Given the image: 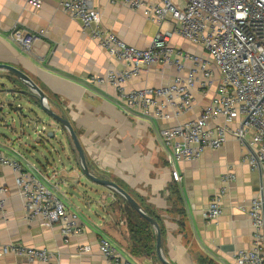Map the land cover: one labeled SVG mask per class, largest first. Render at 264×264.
<instances>
[{"label": "crops", "instance_id": "obj_1", "mask_svg": "<svg viewBox=\"0 0 264 264\" xmlns=\"http://www.w3.org/2000/svg\"><path fill=\"white\" fill-rule=\"evenodd\" d=\"M62 1L42 0L41 7L35 8L28 0H0V63L30 76L47 95L51 108L70 120L94 174L115 181L159 218L162 251L171 264H239L235 254L252 244L253 224L247 211L264 185V174L243 161L246 149L233 137L219 149H207L199 160H175L160 137L163 128L197 117L214 89L206 96L196 93L193 109L179 120H157L126 111L117 87L99 81L110 70H121L122 62L110 58L96 39L82 31L81 22L63 10ZM95 5L103 28L139 48L150 46L160 28L145 7L133 10L113 0H95ZM170 26L167 21L163 28ZM41 29L45 33L29 48L17 40V34ZM170 41L189 52H206L179 36ZM174 75L172 67L153 65L125 83V89L168 84ZM0 83L10 84L8 91L0 89V153L18 159L36 174L37 169L50 174L59 168L64 193L59 195L68 208L79 210L85 228L67 244L58 226L42 228L29 223L14 172L0 163V183L9 188L0 216V242L47 248L57 256L48 263L7 254L0 255V264H106L101 238L135 264H163L152 232L147 233L148 249L154 246L155 253H144L136 242L122 196L84 178L65 128L53 123L52 136L32 138L40 124L49 126L42 120L47 113L41 110L38 98L11 72L1 70ZM53 141H59L60 148L40 146ZM226 172H233L236 179L224 182ZM222 185L227 187L223 213L215 221L208 220L204 211ZM84 245H91V250L80 252Z\"/></svg>", "mask_w": 264, "mask_h": 264}, {"label": "built area", "instance_id": "obj_2", "mask_svg": "<svg viewBox=\"0 0 264 264\" xmlns=\"http://www.w3.org/2000/svg\"><path fill=\"white\" fill-rule=\"evenodd\" d=\"M133 10L145 7L149 18L160 24L147 48L127 43L115 32L101 26V12L95 0H63L62 8L81 22L84 33L96 39L108 56L122 62L121 70H110L100 82L117 87L119 101L128 112L157 120H179L194 107L195 94L214 93L197 117L178 122L160 131L163 146L175 160H199L207 149H219L229 137L241 142L246 152L243 161L252 170L264 174V0H113ZM40 8L42 0H28ZM169 21L167 29L163 25ZM17 34V40L29 48L43 35ZM179 36L206 52H189L171 43ZM153 65L172 67L175 75L168 84L125 89V83L140 76ZM39 139L49 138L47 127L35 130ZM0 163L10 167L25 208V219L42 228L58 226L65 243L84 232L74 209L59 195V168L47 174L29 170L18 159L0 153ZM236 179L233 172L222 176L224 182ZM227 187H219L204 211L215 221L223 213ZM9 188L0 183V216L5 212ZM248 214L252 220V244L235 254L239 264H264V185L251 200ZM106 264H134L106 238L99 241ZM91 245L80 247L89 252ZM15 254L30 262L51 263L56 254L47 248L0 242V255Z\"/></svg>", "mask_w": 264, "mask_h": 264}, {"label": "water", "instance_id": "obj_3", "mask_svg": "<svg viewBox=\"0 0 264 264\" xmlns=\"http://www.w3.org/2000/svg\"><path fill=\"white\" fill-rule=\"evenodd\" d=\"M5 70L8 72H11L13 75H15L19 80H21L27 87L28 90L31 91L33 95H35L38 98V101L40 103V106L42 109L52 117V119L57 122V124H60L65 130L68 132L70 140L73 144L74 149L76 150L79 158L80 168L83 172V174L88 177L91 181H93L96 184L105 186L107 188H110L111 190L115 191L116 193L120 194L124 200L132 207L134 208L144 219H146L155 229L157 241H156V250L157 255L160 261L163 264H171L165 257L162 251V231L160 228V225L158 221L148 214V212L144 209V207L122 186L117 184L115 181L106 179L103 177H100L96 174H94L90 168L89 163L86 159V154L84 151V148L79 140V137L71 124L70 120L66 118L65 116H62L58 113H56L50 106L49 100L45 92L42 90V88L25 72L22 70L8 64H2L0 63V71ZM53 134H49V136H52Z\"/></svg>", "mask_w": 264, "mask_h": 264}, {"label": "trees", "instance_id": "obj_4", "mask_svg": "<svg viewBox=\"0 0 264 264\" xmlns=\"http://www.w3.org/2000/svg\"><path fill=\"white\" fill-rule=\"evenodd\" d=\"M74 151H76V150L74 149ZM125 202H126V200H125ZM126 206L128 208V211L130 212V214H128L129 215L128 221H129V225L131 226L130 229L135 230V232L137 234V237L135 238L136 242L143 246L144 251H145L144 253H146V254L155 253V247L154 246L148 249L149 241H147V238H148L147 233L148 232H152L151 234H152L153 240L157 241V236H156V232H155L154 227L146 219H144L134 208H132L127 202H126ZM144 209L148 212V214L153 216L159 223L158 217L151 214L149 212V210H147L146 208H144ZM159 225H160V223H159ZM160 228H161V226H160ZM161 231H162V228H161ZM146 248H147V250H146Z\"/></svg>", "mask_w": 264, "mask_h": 264}, {"label": "rangeland", "instance_id": "obj_5", "mask_svg": "<svg viewBox=\"0 0 264 264\" xmlns=\"http://www.w3.org/2000/svg\"><path fill=\"white\" fill-rule=\"evenodd\" d=\"M10 84L8 83V84H1L0 83V89L1 90H4V89H7L6 91H8V86H9ZM30 93H31V91L30 90H28ZM11 98V97H10ZM40 105V104H39ZM40 108H41V110H42V107L40 106ZM43 111V110H42ZM42 120L45 122V123H49V126L47 127V129H48V131H52V130H54L53 128H54V124L53 123H55V124H57L56 122H55V120L54 119H52V117L51 116H49L48 114H43V117H42ZM50 121L52 122V123H50ZM16 124H18V123H16ZM59 126H61L60 124H58ZM62 127V126H61ZM63 128V127H62ZM39 129L41 130L42 129V125L40 124L39 125ZM66 133H67V135H68V132L67 131H65ZM57 137H58V139L60 140L61 138H60V135H58L57 134ZM68 137H69V135H68ZM32 138L35 140V141H37V140H39V136H38V134H37V132H34L33 133V131H32ZM69 140H70V137H69ZM39 142V141H38ZM70 144L72 145V142H71V140H70ZM40 146L42 147V148H45V147H47V149L48 150H51L52 148H54L55 149V147H57V148H60V144H59V141H53V143H51V142H49V144L47 143V144H45V145H42V143H40ZM39 146V147H40ZM38 147V148H39ZM72 147H73V145H72ZM84 178H88V177H84ZM61 197H62V195H61ZM63 198V197H62ZM63 200H64V198H63ZM70 207V206H69ZM74 210L75 211H77L78 212V214H80V212H79V210H77L76 208H74Z\"/></svg>", "mask_w": 264, "mask_h": 264}]
</instances>
